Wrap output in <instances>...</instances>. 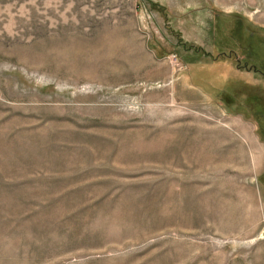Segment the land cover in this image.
<instances>
[{
  "label": "rangeland",
  "instance_id": "1",
  "mask_svg": "<svg viewBox=\"0 0 264 264\" xmlns=\"http://www.w3.org/2000/svg\"><path fill=\"white\" fill-rule=\"evenodd\" d=\"M263 147L264 0H0V264H264Z\"/></svg>",
  "mask_w": 264,
  "mask_h": 264
},
{
  "label": "bare ground",
  "instance_id": "2",
  "mask_svg": "<svg viewBox=\"0 0 264 264\" xmlns=\"http://www.w3.org/2000/svg\"><path fill=\"white\" fill-rule=\"evenodd\" d=\"M241 133L245 136V137H248V139H249V142H250V144H251V147L253 146L254 147V149L255 150H257L256 151V153H255V151H254V154L252 155V158H254L253 159V163H254V165L258 162V159H259V153L261 152V154H262V152H263V149H262V147H259V146H257L255 143H254V141L251 139V137L248 135V132H247V130L246 129H242L241 130ZM264 148V147H263ZM241 156H242V154H240ZM255 156V157H254ZM257 165V164H256Z\"/></svg>",
  "mask_w": 264,
  "mask_h": 264
}]
</instances>
